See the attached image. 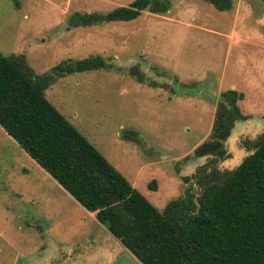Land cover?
Instances as JSON below:
<instances>
[{"label":"rangeland","instance_id":"374dc122","mask_svg":"<svg viewBox=\"0 0 264 264\" xmlns=\"http://www.w3.org/2000/svg\"><path fill=\"white\" fill-rule=\"evenodd\" d=\"M131 1L0 0V52L23 55L36 75L102 57L104 67L55 76L44 96L160 210L208 161L193 150L208 139L220 92L241 93L242 116L216 167L234 168L248 153L239 142L264 131V0H233L222 11L207 0H167L165 12L127 21L69 22ZM0 264L140 262L0 127Z\"/></svg>","mask_w":264,"mask_h":264},{"label":"trees","instance_id":"16d2710c","mask_svg":"<svg viewBox=\"0 0 264 264\" xmlns=\"http://www.w3.org/2000/svg\"><path fill=\"white\" fill-rule=\"evenodd\" d=\"M207 1L222 11L233 0ZM167 9V0H132L105 13H75L69 22L127 21ZM103 61L93 56L36 75L23 55L0 52L1 129L140 264H264V131L239 142L248 153L234 168L215 166L228 157L224 141L242 116L241 93L220 92L208 139L193 150L208 161L195 168L184 194L159 210L44 96L55 76L104 67ZM130 72L144 80L135 67Z\"/></svg>","mask_w":264,"mask_h":264},{"label":"crops","instance_id":"0c3cea01","mask_svg":"<svg viewBox=\"0 0 264 264\" xmlns=\"http://www.w3.org/2000/svg\"><path fill=\"white\" fill-rule=\"evenodd\" d=\"M88 214L92 217V218H94V213L93 212H89L88 211ZM95 219V218H94ZM96 220V219H95ZM97 221V220H96ZM98 222V221H97ZM109 233V232H108ZM117 240V239H116ZM118 242H119V240H117ZM119 244H120V242H119ZM121 245V244H120ZM122 246V245H121ZM124 248V247H123ZM125 249V248H124ZM126 250V249H125ZM128 251V250H127ZM129 252V251H128ZM130 253V252H129ZM131 254V253H130ZM132 255V254H131ZM133 256V255H132ZM135 258V257H134ZM136 259V258H135Z\"/></svg>","mask_w":264,"mask_h":264}]
</instances>
